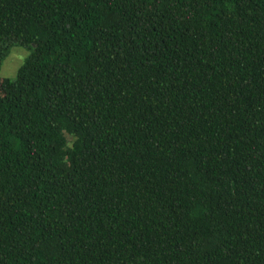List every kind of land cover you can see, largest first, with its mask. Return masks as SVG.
Wrapping results in <instances>:
<instances>
[{"label":"trees","instance_id":"obj_1","mask_svg":"<svg viewBox=\"0 0 264 264\" xmlns=\"http://www.w3.org/2000/svg\"><path fill=\"white\" fill-rule=\"evenodd\" d=\"M0 264H264V0H0Z\"/></svg>","mask_w":264,"mask_h":264},{"label":"rangeland","instance_id":"obj_2","mask_svg":"<svg viewBox=\"0 0 264 264\" xmlns=\"http://www.w3.org/2000/svg\"><path fill=\"white\" fill-rule=\"evenodd\" d=\"M30 54V50L15 46L12 48L10 55L4 61L1 70L0 78L15 79L19 68L23 65L26 57Z\"/></svg>","mask_w":264,"mask_h":264}]
</instances>
